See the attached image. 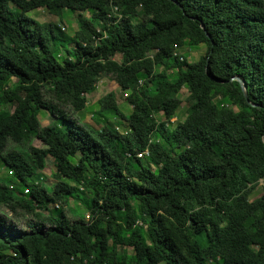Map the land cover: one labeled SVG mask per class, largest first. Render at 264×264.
<instances>
[{
    "label": "trees",
    "instance_id": "trees-1",
    "mask_svg": "<svg viewBox=\"0 0 264 264\" xmlns=\"http://www.w3.org/2000/svg\"><path fill=\"white\" fill-rule=\"evenodd\" d=\"M39 8L90 17L68 36L26 16ZM184 44L205 53L188 63ZM103 76L128 113L108 92L78 121ZM47 156L50 190L26 181ZM0 163L27 190L0 180V264H264V194L249 200L264 180V0H0ZM70 199L87 220H69Z\"/></svg>",
    "mask_w": 264,
    "mask_h": 264
},
{
    "label": "rangeland",
    "instance_id": "rangeland-1",
    "mask_svg": "<svg viewBox=\"0 0 264 264\" xmlns=\"http://www.w3.org/2000/svg\"><path fill=\"white\" fill-rule=\"evenodd\" d=\"M9 10L12 13L17 11L12 5H9ZM26 16L31 18V19H34L35 21H37L39 23L53 22V23L59 24L61 29L68 36H72L74 34V32L77 30L78 20L89 18L90 13L89 12H81L78 14V13H75V12H72V11L65 9L62 11L61 16L58 17V16H54L52 14H49L46 11V9H44V8H39L37 10L30 11V12L26 13ZM57 44H59V43L57 42ZM174 53L175 54L177 53V55L183 56L188 63H193L204 55L205 45L199 44L197 46H191L189 44H184L181 48H175ZM64 56H65V50L63 48H61L59 50V57H64ZM113 59L117 62H121V56L119 54L115 55L113 57ZM12 81H15V79L13 78ZM108 92H114L115 93L119 107L124 111L125 114L128 113V110L130 109V107H128L127 102L124 100L126 93L119 91L116 83L112 80V78H110L109 76H103L95 84L93 92L85 95V98H86L85 108L80 112L71 113V116L76 117L78 119V121H85V120L88 121L89 118H91L90 114H92L93 112H95L97 110V105H96L97 100ZM187 95H188V92H187V89H185V88H182L179 91V93L177 94V97L181 100V104H180L179 108L177 109V111L175 112L174 117L172 118V120L170 121V123L168 125L169 129H172V127H174V125L176 123L182 122V120L184 119L185 113H186L185 98L187 97ZM215 102H219V104H220L221 101L218 98H216ZM229 107L233 108L235 111L237 110L236 107H234V106L229 105ZM40 116L41 117L39 118V120H40V123L42 126H46V125L54 122V119L52 117H50L45 111H41ZM155 118L158 120H162V117L160 116V114H157ZM96 119L98 120V123L103 124V120L100 117H96ZM116 127L118 128L116 130L121 132V133H123L125 131L124 127H122V126L115 125L114 128H116ZM32 145L36 148L43 147L38 140H34ZM164 145H165V147H167V145L165 143H164ZM19 150L25 151L22 148H20ZM144 162H146V160ZM149 166L152 170L155 169L154 165H149ZM54 172H55V162H54L52 157L47 156L45 158L44 168L41 169L40 171H36V174L38 176L36 178L35 177L27 178L26 181H27V183H34V182H36V180H38L46 188H48V190H50V187L52 186V184L55 183V179H56L54 177ZM39 176H40V178H39ZM0 180H4V181L10 183L11 185H13L10 188L17 191V192L22 191L23 189H26L16 178L13 177V174L6 167H4V165L2 163H0ZM21 194H24V192L22 191ZM262 194H264V180H263L262 184H256L255 185L252 193L249 195V200H253L255 198H258ZM48 207H50V206L48 205ZM53 207L56 208L55 206H53ZM67 208L74 210V212H76V214L75 213L71 214V211H69ZM64 210H65L66 216L69 218V220H73V219L80 218V217H84L85 220H87L89 217L88 216V210L86 209V207H84V204L80 200L70 199L68 202V206L66 208H64ZM42 213L46 215L45 210H42ZM19 228L22 231L28 229V227H25V228L19 227Z\"/></svg>",
    "mask_w": 264,
    "mask_h": 264
},
{
    "label": "built area",
    "instance_id": "built-area-1",
    "mask_svg": "<svg viewBox=\"0 0 264 264\" xmlns=\"http://www.w3.org/2000/svg\"><path fill=\"white\" fill-rule=\"evenodd\" d=\"M114 12H116V8H114ZM117 17L120 18V15L117 14ZM116 129H118V128L116 127ZM134 156H135L136 158L147 157V156H148V151H147V149H145V150H143V151H141V152H137ZM262 182H263L262 180H259L258 184H262ZM24 192L26 193L27 190L25 189Z\"/></svg>",
    "mask_w": 264,
    "mask_h": 264
},
{
    "label": "water",
    "instance_id": "water-1",
    "mask_svg": "<svg viewBox=\"0 0 264 264\" xmlns=\"http://www.w3.org/2000/svg\"><path fill=\"white\" fill-rule=\"evenodd\" d=\"M180 8H181V7H180ZM202 28H203V27H202ZM206 36L209 38V35H208L207 33H206ZM231 80H236V81L239 82L240 87H241V90H242L244 96H246V91H245V84H244V82L241 81L238 77H233Z\"/></svg>",
    "mask_w": 264,
    "mask_h": 264
},
{
    "label": "clouds",
    "instance_id": "clouds-1",
    "mask_svg": "<svg viewBox=\"0 0 264 264\" xmlns=\"http://www.w3.org/2000/svg\"><path fill=\"white\" fill-rule=\"evenodd\" d=\"M124 132H125V131H124ZM124 132H123V133H124ZM24 191H25V189L23 190V192H24ZM24 194H25V192H24Z\"/></svg>",
    "mask_w": 264,
    "mask_h": 264
}]
</instances>
